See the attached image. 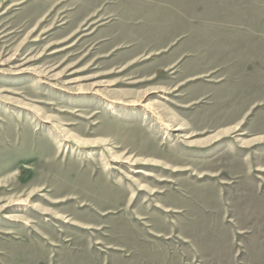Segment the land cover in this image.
Instances as JSON below:
<instances>
[{"label":"rangeland","instance_id":"1","mask_svg":"<svg viewBox=\"0 0 264 264\" xmlns=\"http://www.w3.org/2000/svg\"><path fill=\"white\" fill-rule=\"evenodd\" d=\"M0 264H264V0H0Z\"/></svg>","mask_w":264,"mask_h":264},{"label":"bare ground","instance_id":"2","mask_svg":"<svg viewBox=\"0 0 264 264\" xmlns=\"http://www.w3.org/2000/svg\"><path fill=\"white\" fill-rule=\"evenodd\" d=\"M116 102V101H115ZM131 104L135 105V104H138V103H135V102H131ZM138 105H141V104H138ZM153 105V104H152ZM142 107L146 108V109H149L150 105H148V103L144 104ZM145 176L147 177H150L151 176V173H144Z\"/></svg>","mask_w":264,"mask_h":264}]
</instances>
